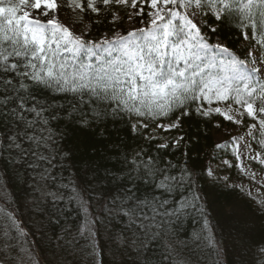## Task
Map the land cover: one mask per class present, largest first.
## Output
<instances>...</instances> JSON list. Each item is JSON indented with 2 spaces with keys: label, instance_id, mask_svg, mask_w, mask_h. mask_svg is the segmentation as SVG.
<instances>
[{
  "label": "snow or ice",
  "instance_id": "1",
  "mask_svg": "<svg viewBox=\"0 0 264 264\" xmlns=\"http://www.w3.org/2000/svg\"><path fill=\"white\" fill-rule=\"evenodd\" d=\"M233 167L264 188V0H0V264H264Z\"/></svg>",
  "mask_w": 264,
  "mask_h": 264
},
{
  "label": "trees",
  "instance_id": "2",
  "mask_svg": "<svg viewBox=\"0 0 264 264\" xmlns=\"http://www.w3.org/2000/svg\"><path fill=\"white\" fill-rule=\"evenodd\" d=\"M125 28L126 24H125ZM108 31L107 26H94L93 28V34L91 37L92 39H96L103 35L104 32ZM220 40L226 43H229L230 47H233L235 49H240L241 47V41L240 36L237 31H235L231 25H225L220 33ZM192 124V128L189 129L190 132H196L199 131L197 128V120L194 118L192 121H190ZM227 124H231L230 122L223 121L222 126H225ZM221 126V127H222ZM187 128V125L185 126ZM200 127L207 129V134L201 133L200 135V143H201V155L203 156L205 153L209 152L213 149L214 144L216 142L215 140V132L216 128L212 127L211 125H203L201 124ZM244 130V129H242ZM235 163V161H234ZM254 169L259 171V168L255 165H253ZM228 174L233 178L235 183H239V181L246 180L247 177H245L244 174H242L238 167H233L229 170ZM6 182L9 184V187L7 191L9 193H19V188L16 185L14 179L11 178V174H9L8 177L5 178ZM244 188V187H243ZM245 189V188H244ZM247 191L240 192L237 190L234 192L233 198L239 200L242 204H251L253 208L256 207L254 203H252L251 198L247 197L245 195ZM4 190L0 188V197H3ZM2 202V201H0ZM192 225L189 224L188 226V232H191ZM188 237L187 235L181 236L180 239L186 240ZM213 253L210 249L205 248L202 252L198 251L196 255L192 256V264H213ZM229 259L232 261V264H247V261L250 259L249 256H247L243 250L233 247L229 252Z\"/></svg>",
  "mask_w": 264,
  "mask_h": 264
},
{
  "label": "rangeland",
  "instance_id": "3",
  "mask_svg": "<svg viewBox=\"0 0 264 264\" xmlns=\"http://www.w3.org/2000/svg\"><path fill=\"white\" fill-rule=\"evenodd\" d=\"M62 18L65 19L66 22H68L69 24L73 23V21L75 19L70 12L64 13ZM136 26H138V25H136ZM78 27H79V25H78ZM126 27L127 28L130 27V25L126 24ZM243 132H244V130H242V128L233 126L232 124H227V125L222 126L221 128L216 130L215 140L217 142L218 139H228L229 133H231L232 135H242ZM245 177H247L246 180L239 181L238 184L242 185L246 191L251 190L252 195L255 198H260L262 195H264V188L259 187V184L251 181L248 176L245 175ZM258 179H259V177H258Z\"/></svg>",
  "mask_w": 264,
  "mask_h": 264
}]
</instances>
